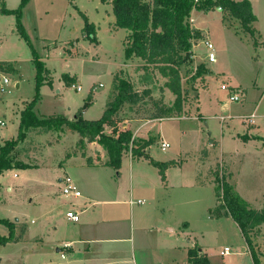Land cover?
<instances>
[{
    "label": "rangeland",
    "instance_id": "1",
    "mask_svg": "<svg viewBox=\"0 0 264 264\" xmlns=\"http://www.w3.org/2000/svg\"><path fill=\"white\" fill-rule=\"evenodd\" d=\"M2 2L0 0V8ZM250 3L255 16L251 26L257 40H264V0H250ZM4 4L8 11L0 10V62L15 68L6 71L10 82L0 99V122H3L0 123V146L6 141L17 140L22 110L29 108L38 119H73L91 86L98 89L85 117L98 118L105 108L107 94L115 92L116 75L127 79L139 94L149 88L154 100L172 108L175 96L164 86L166 79L157 70H143L141 59H126L122 42L125 31L112 29L109 22L114 16L105 14L107 6L99 0H5ZM80 10L89 22L96 24L94 42L82 33L84 17ZM196 10L191 17L204 35L193 39L192 56L180 66L184 101L182 111L177 115L187 118L153 121L139 128L140 139L147 140L151 135L154 138L150 154L178 158L180 165L171 179L174 187L182 172L186 181H193L191 188H172L176 193L174 197L186 203L176 209L171 223L163 225L167 230V227H173L175 232L180 223L189 220L193 231L186 230L189 234L186 237L178 229L164 243L167 251L163 252V243L158 242L156 247L160 251L156 250L155 254L158 264H188L189 247L197 242L209 264H253L249 254L241 252L243 237L237 225L229 218L217 220L211 210L215 200L214 170L217 168L219 176L226 179V169L218 163L222 158L229 171L230 184H236L242 197L257 206V199L264 194V148H260L259 140L253 136L258 131L264 133V50L260 52L253 46L252 38L242 31L240 21H229L228 13L222 11L223 15L216 9ZM206 40L214 46L213 62L207 58ZM36 58L41 62L40 77L37 76ZM230 80L237 86L229 85ZM69 81L80 84L81 88L77 90L76 85H67ZM223 83L227 86L225 90L220 88ZM233 92L239 94L240 101L230 100ZM152 97L143 96L138 103H125L118 114V127L121 130L129 128L136 144L142 141L136 140L133 130L152 121L149 119L157 112ZM250 113L256 115L253 124H247L241 118ZM170 114L177 116L173 110L167 115ZM221 115L226 119L221 120ZM60 130L65 132L60 133ZM155 130L160 133L155 134ZM72 132L65 125L59 129L39 126L24 130V137L16 149L28 154L31 148L45 147L37 153V166L24 164L26 166L21 168H9L14 171L0 172L1 237L12 235L16 241V234L24 235L22 228L32 229L37 224L40 207L33 201L36 196L44 195L51 175L54 178L58 173L62 175L58 164L65 154L84 152L103 161L101 156L107 153L100 142H88L81 148L77 143V132H73L74 138L68 136ZM109 132L108 129L104 131L105 134ZM61 136L65 137L59 140ZM30 140L36 143L28 142ZM162 141L169 146L162 149ZM13 152L14 149L10 153ZM124 152L130 153V149ZM104 182L107 183L105 179ZM124 185L128 188L127 179ZM51 190L53 195L61 192L57 186ZM64 196L68 198L67 202L74 201L71 200L73 196ZM177 217L181 222H175ZM71 224L62 222L65 234ZM251 236L260 264H264V223L256 227ZM44 241L45 250H30L22 256L15 247L0 249V264H65L61 259L62 252L56 251V244H51V239ZM225 246L231 250L228 256L219 253ZM60 249L62 251L63 247ZM137 249L140 257L148 255L140 242Z\"/></svg>",
    "mask_w": 264,
    "mask_h": 264
},
{
    "label": "crops",
    "instance_id": "2",
    "mask_svg": "<svg viewBox=\"0 0 264 264\" xmlns=\"http://www.w3.org/2000/svg\"><path fill=\"white\" fill-rule=\"evenodd\" d=\"M105 5L107 6L104 8L105 14L108 16L113 15L111 12V6L107 4ZM194 10L196 9H192L190 12V25L198 29L200 31V36H203V30L194 24V18L191 17V14ZM216 10L223 14V9L219 10L218 8H216ZM79 13L87 17L86 14H84L81 10L79 11ZM227 19L229 21L238 20L230 15H227ZM114 21L115 17L112 21L109 22V25L112 27V29H114ZM91 23L96 25L94 22ZM96 28L98 27L96 26ZM82 33L85 35V33L83 32V27ZM258 43L259 44L258 46H256V48H259V51L261 52L264 50V40L260 38V40H258ZM77 79H79L78 76ZM228 83L229 85H233L232 87L237 86L231 80L230 82L228 81ZM73 84L74 86L76 85V88L79 87L77 88V90L81 88L80 84ZM99 86H101V84H99ZM90 89L93 91L91 103L87 107L81 106L80 108L81 115L84 119L94 120L98 119L101 115L98 118L94 119H88L85 117L86 112L93 105V99L96 95L98 87L91 86ZM213 89H217V87H214ZM205 93L207 94L208 92L206 91ZM112 94L113 93H111V95ZM111 95H109V93L107 94L105 104L109 96ZM175 114L177 115L179 113ZM251 114L253 113H250L248 116L241 117L244 119L243 122L247 124H253L255 122L256 115ZM179 117L187 118L186 116L177 115L173 117V115H170L161 118L149 119L152 121H147L140 124L138 126V129L133 130V135L134 137H137L136 140L139 139L140 141H143V139H140L139 136V128L153 121L158 122L164 119ZM220 119L225 120L226 117L224 115H221ZM249 119H251L252 121L249 122ZM106 129L108 128H105V130ZM59 132L63 133L65 131L60 130ZM73 132L68 136H73L74 138L75 134H73ZM154 132H157L155 134L160 133L156 130ZM65 136H61L59 140H61ZM253 136H255L257 140H259L258 143L260 145V148L263 149L264 133H260L258 131L253 134ZM151 138H153L152 135ZM209 139L212 140V138ZM28 142L34 143L35 141L30 140ZM150 146L151 145L145 148V152L155 160L162 162L173 160L175 162L174 165L169 166L165 170V180L161 179L158 173V169L150 164L147 159H145L144 157L134 156L131 152H124L122 154L121 166L119 168L118 174L116 173L115 169L106 164V159H108L107 154L101 156L103 161L96 160V158H94L92 154L82 155L81 153L78 154L71 152L69 154H65L64 160H62L58 164V169L59 171H62V175L66 174L73 178L75 184L80 190L81 195L79 197H72L74 199L71 200L74 201L69 202L66 201L68 200V198H66V196L61 193L62 191L58 195H53L51 190L52 187L57 186L58 188H61V179L64 176L58 173L54 178L53 175H51L49 177V181H47L48 186L44 192V195L42 197L36 196L35 200L33 201L34 204L40 207L39 209H37V224L33 227L34 229H30V227L22 228L21 231L24 232V235L16 234V241L0 245V249L2 250L6 247H15L18 251H20L21 256L27 255L28 251L30 250L41 252L47 248L44 241V239L47 238L48 240L51 239V244H56L57 252H62V254H64L61 259H63L65 264H158L159 259L155 254L156 250L160 251V249L156 247L158 242L163 243V247L161 249L164 252L167 251L164 248V243L166 242L167 238H172L173 234H175L178 229L181 232L185 233L186 237H189V234L185 232L186 230L193 231L190 227L191 222L189 220H185L180 223V226H178L175 232L173 227H167L168 230L166 229V227L165 229L163 227L164 224L167 225L168 223L172 222V220L174 219L172 215L174 214L176 209H178L179 206L183 205V203H186V201H183V199L174 197L176 193L172 190V188H191L193 187V181H186L184 173L182 172V174L177 179L178 184L176 185V187H174L175 184H171V179L175 177H172L173 172L176 171L178 169V166L180 165L178 158L176 160L175 158H173V155L168 157H156L154 156V154H150ZM17 147L18 146L14 148L13 153L9 154L12 165L15 161L22 162L23 164H27L29 166H37V163H35L37 153L40 148H44L45 146L31 148V151H29L28 154L19 151L18 149H16ZM88 158L90 159V161H88ZM218 163H220V165L226 169V171L224 170V172L226 174V180L229 182L230 175L227 174L229 173V171L227 170L226 162L222 158ZM7 171H14V169H8L6 170V172ZM230 174L232 176L233 173ZM214 178L215 177H213V183ZM53 179H55L54 183ZM104 179L107 181V183L104 182ZM125 179L128 180V188H125ZM231 185H233L235 191H237V193L241 196V194L237 190L236 184L232 183ZM214 186L215 185L213 184V195L215 197L213 207L216 203ZM8 189L10 190V188ZM242 198L248 203L250 207L258 209L262 207L263 202L261 204V201L262 199L264 200V194L260 199H257L259 200L257 206L252 205V202L248 199L244 197ZM138 200L140 202H138ZM70 209H74L79 213V220L77 222H70L66 219L64 214L67 210ZM221 217L231 219L228 216ZM221 217L218 218L221 219ZM218 218L217 220H219ZM176 221H178V223L179 221L181 222V218L177 217L175 219V222ZM62 222H65L66 224H68V222L72 223L71 229L66 234ZM167 231H169V233ZM32 234H34L35 236H33ZM139 242L143 247H145L148 255L140 257L139 250L137 249V244H139ZM194 244H192L189 248H192ZM61 247H63L62 251L60 249ZM170 247H172V245H170ZM226 247L227 246H225L224 248ZM23 248H26L28 250H24ZM227 248L229 249V247ZM171 251L174 252L173 249ZM198 252L203 254L201 248H198ZM241 252L248 253L251 257L244 238ZM230 253L231 250L229 249L228 253L222 256H228L230 255Z\"/></svg>",
    "mask_w": 264,
    "mask_h": 264
},
{
    "label": "trees",
    "instance_id": "3",
    "mask_svg": "<svg viewBox=\"0 0 264 264\" xmlns=\"http://www.w3.org/2000/svg\"><path fill=\"white\" fill-rule=\"evenodd\" d=\"M103 4L111 6V12L115 17L114 29L125 30L123 39L124 55L126 59L132 57L143 61V70H157L166 80L165 87L175 96L172 108L164 106L154 100L150 90L144 89L141 94L135 91L132 84L125 78L115 76V92L108 98L105 109L98 119L87 120L81 115L79 108L73 119L55 117L51 119H38L29 108L22 110L17 140H9L0 146V172L12 167H24L21 162L12 165L10 152L16 147L19 140L24 137V130L28 127H45L59 129L67 126L78 133V145L83 148L88 142H100L106 150L108 159L106 164L119 173L121 158L124 151L130 149L134 156L144 157L150 164L158 169L162 180H165V170L175 164L171 161H158L145 152V148L153 143L154 138L143 140L136 144L129 129L121 130L118 127V114L125 103H138L143 96L152 97L157 104L156 114L152 118H161L172 110L180 113L183 107V92L181 84L180 66L192 56L193 39L200 37L198 29L190 25L189 17L192 9L201 11L214 10L221 7L225 13L238 19L242 31L252 38L253 46H258L255 29L251 26L255 19L249 0H99ZM1 11H8L4 1ZM84 17L83 32L91 41H95L96 30L94 24ZM188 19V21H187ZM37 76L40 77L41 62L36 58ZM0 67L12 71L11 65L0 62ZM38 83V82H37ZM40 83V81H39ZM69 81L67 85H72ZM92 101V90L88 92L82 107H87ZM108 128L110 134H105ZM264 140V138H263ZM82 155L85 153L82 152ZM88 161L90 159L88 158ZM218 169L214 170L216 196L215 206L211 210L213 217L228 216L239 227L251 255L253 264H260L257 250L252 244L251 233L264 223V200L261 208L249 207L248 203L235 191L223 176H219ZM14 241L12 235L0 236V244ZM264 243V238H263ZM198 244L195 243L188 250L189 264H209L206 256L198 252Z\"/></svg>",
    "mask_w": 264,
    "mask_h": 264
},
{
    "label": "built area",
    "instance_id": "4",
    "mask_svg": "<svg viewBox=\"0 0 264 264\" xmlns=\"http://www.w3.org/2000/svg\"><path fill=\"white\" fill-rule=\"evenodd\" d=\"M219 10H222V8L219 6L217 7ZM204 45L206 47V49L208 50L207 52V58L210 62H213L215 60V52H214V46H213V43L210 42L209 40H206L204 42ZM6 71L5 68L3 67H0V98L5 94V92L8 90V84L10 82V79L9 77L7 76L6 74ZM79 88V87H77ZM221 89H226L227 86L223 83L221 84L220 86ZM230 100H233V101H239V94L238 93H235L233 92L230 96H229ZM253 115V114H251ZM251 118V117H250ZM252 120L249 119V122H251ZM0 123H3L2 121ZM169 144L167 142H162L161 143V148L164 149L166 147H168ZM61 184H62V187H61V191H62V194L64 195H69V196H73V197H79L81 195L80 193V190L77 188V186L75 185L73 179L66 175L64 176L62 179H61ZM138 202H140L138 200ZM65 217L68 221H71V222H77L79 220V213L74 210V209H70V210H67L66 213H65ZM229 251V249L226 247L224 248L223 250L220 251V254L221 255H225L227 254ZM64 256V254H62V257Z\"/></svg>",
    "mask_w": 264,
    "mask_h": 264
}]
</instances>
